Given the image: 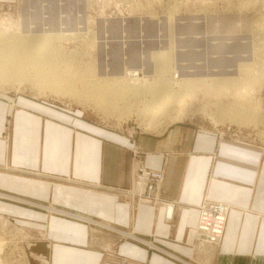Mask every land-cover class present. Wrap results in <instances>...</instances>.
I'll list each match as a JSON object with an SVG mask.
<instances>
[{
  "label": "crops",
  "instance_id": "obj_1",
  "mask_svg": "<svg viewBox=\"0 0 264 264\" xmlns=\"http://www.w3.org/2000/svg\"><path fill=\"white\" fill-rule=\"evenodd\" d=\"M136 156L164 174L157 205L121 195ZM206 198L230 211L222 241L199 249ZM0 215L35 232L30 264H264V147L194 121L134 137L0 93Z\"/></svg>",
  "mask_w": 264,
  "mask_h": 264
},
{
  "label": "rangeland",
  "instance_id": "obj_2",
  "mask_svg": "<svg viewBox=\"0 0 264 264\" xmlns=\"http://www.w3.org/2000/svg\"><path fill=\"white\" fill-rule=\"evenodd\" d=\"M157 1L6 0L0 4V19L5 18V24L2 23L5 26L13 23L12 31L14 32H18L15 30V28L18 29L16 24L18 22L25 28L34 26L37 33L50 28L62 34H79L78 37L70 35V39H62L61 43L66 51H75L76 54V50L80 48L78 58L89 60L92 57L95 63L98 61L95 65L100 67L98 70L101 73L107 71L113 76L125 71L127 67L142 69L145 75L153 76L154 64L150 55L154 52L169 50L173 57H171V68L175 70H173L175 81L195 77L207 78L212 74L233 76L232 74L236 73L234 75H238L239 63H255L254 75L253 73L247 76L240 74L239 77L246 82L249 76L258 78L261 75L259 80L254 79L259 81L256 82L258 86L252 85V88H248L247 92L244 91V95L239 97L226 90L227 93L221 91L222 94L213 95L203 90L198 91L192 106L183 109L189 113L183 114L182 118L175 121L204 123L228 136L264 147V76L262 78L264 72L260 71L264 70L262 69L264 62L261 65L257 64L258 55L256 56L261 51L259 46L263 42L260 37L264 36V31L261 34L264 29V0ZM249 1L254 3L251 2V6L247 9L242 4ZM12 27L8 26L10 29ZM256 28L261 29L259 33ZM87 36L91 37L93 42L92 46L85 47L84 50L82 43ZM77 38L80 39L79 42ZM45 90L25 82L0 83L2 94H18V96L46 101L72 113L83 115L99 125L134 137L142 134H159L172 123V120L167 118L166 120L171 122L167 123L165 120V123L163 120L165 124L161 123L156 129L151 126V122L148 125L143 122L136 111L129 114L123 112V114L117 110L116 115H110L108 112H98L93 104H88L77 97L51 91L49 93L47 88ZM236 101L239 104L243 103L247 108L254 106L258 114L256 122L251 121L253 123L250 124L247 121V125L232 122L227 115L228 111L232 112L236 108H234ZM229 104L231 109H228ZM121 195L126 198L127 193L124 192ZM34 238H36L35 232L29 226L0 215V240H3V245L0 246L2 250L0 264L5 262L30 264L26 245Z\"/></svg>",
  "mask_w": 264,
  "mask_h": 264
},
{
  "label": "bare ground",
  "instance_id": "obj_3",
  "mask_svg": "<svg viewBox=\"0 0 264 264\" xmlns=\"http://www.w3.org/2000/svg\"><path fill=\"white\" fill-rule=\"evenodd\" d=\"M252 1L246 2L242 5L246 6V8L250 7ZM151 2L153 3V1ZM4 20L5 18L2 19L3 22L1 21V24H5ZM12 21L14 22V19ZM3 24L2 26L0 25V83L10 81L30 83L41 90L47 88L49 93L51 91L57 94H66L65 96L70 95L77 97L79 100H84V102L88 104H93L98 112H108L110 115L115 114L117 110H120L121 113L124 112L125 114L136 111V114L143 122H146L147 125L151 122V126L156 129L158 128L157 126L161 125V123L163 124V120L165 121L167 118L172 120L173 123L176 122V119L182 118L183 114L185 115L189 113V111L183 109L192 106L193 99L197 97L198 91L203 90V92L205 91L206 93L213 95L215 93L222 94L221 91L226 90L228 93L231 91L233 95L239 97L242 96L243 92L248 88H252V85H254V87L259 85H256V82L259 81L254 80L256 77L253 78V76H249L247 77L246 82L242 81L243 79L239 77L240 74H245L247 76L255 71V63L253 64L250 62L239 63L238 75H234L236 73H233V76H216V74H212L207 78L195 77L175 81V72H173L174 69L172 70L171 68L172 55H170V50V52L168 51L169 53L154 52L150 55L154 64L153 76L145 75L142 69L137 70V68L131 69L128 67L125 71L113 76L107 71L101 73L100 70H98L100 67L95 65L98 61L95 63V60L92 59V57H90L89 60L78 58L80 48H76V54L75 51H66L64 45L61 43L62 39H70V35L78 37L79 34H62L54 32V30H51L50 28H45L42 32L37 33L34 26L25 28L18 22H16V24H18V29L15 28L18 32H14L12 31L14 28L12 27L13 23L11 25L7 24L6 26ZM259 25L261 24L259 23ZM8 26H11L12 28L10 29ZM259 28H256L258 33L261 30H259ZM263 31L264 29H262L261 34ZM263 37L264 36L262 35L260 39L264 42ZM79 40L80 39H78V42ZM92 42L91 37L87 36V38L83 39L82 44L84 46L82 48L85 50V47L92 46ZM263 42H261L259 46L261 51L259 52V49V53L256 54V56L258 55L257 64L259 65L264 62ZM261 46L263 47L261 48ZM71 53H73V55H71ZM260 71L264 72V70ZM263 76L264 75H262V78ZM260 77L256 79L259 80ZM227 87H229V89H226ZM226 91L225 93H227ZM218 96L220 95L218 94ZM237 102L238 101H236V103ZM224 106L226 108V105ZM231 108L232 107H230L229 104L228 109ZM234 108L235 109L232 110V112L228 111L227 115L231 118L232 122L235 121L238 122V124L239 122L243 124L245 123L244 125H247L248 122H250V124L253 123L251 121L256 122L258 114L253 105L247 108L243 103H237ZM195 113H197V111ZM191 114H194V112H191ZM187 116L185 118H187ZM221 116L222 115H220V117ZM169 122L171 121H167V123ZM168 207L169 214L171 215L173 207H171V205ZM2 242L3 240L1 239V247L3 245ZM197 247L201 249V246ZM5 264H8V262H5Z\"/></svg>",
  "mask_w": 264,
  "mask_h": 264
},
{
  "label": "built area",
  "instance_id": "obj_4",
  "mask_svg": "<svg viewBox=\"0 0 264 264\" xmlns=\"http://www.w3.org/2000/svg\"><path fill=\"white\" fill-rule=\"evenodd\" d=\"M134 173L131 178V186L124 192L126 199L137 203H160L158 195L159 185L164 179L162 171L149 168L136 156ZM198 225L195 229V246L218 245L223 238L230 206L224 202L204 199L199 205ZM167 218H171L169 207Z\"/></svg>",
  "mask_w": 264,
  "mask_h": 264
}]
</instances>
